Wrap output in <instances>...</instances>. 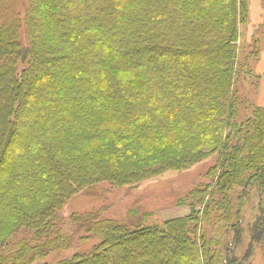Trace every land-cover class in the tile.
I'll list each match as a JSON object with an SVG mask.
<instances>
[{
    "label": "trees",
    "instance_id": "obj_1",
    "mask_svg": "<svg viewBox=\"0 0 264 264\" xmlns=\"http://www.w3.org/2000/svg\"><path fill=\"white\" fill-rule=\"evenodd\" d=\"M4 2L0 264H48L68 249L57 212L77 193L134 187L214 153L209 183L184 200L187 216L144 226L73 214L81 239L97 243L54 264H239L204 224L214 215L220 233L239 236L248 195L264 190V108L239 118L234 92L252 77L239 61L246 0H27L22 20L3 19ZM66 73L77 81L71 89ZM34 103L42 109L32 123ZM21 230L29 236L9 242ZM249 237L264 243L262 214Z\"/></svg>",
    "mask_w": 264,
    "mask_h": 264
},
{
    "label": "rangeland",
    "instance_id": "obj_2",
    "mask_svg": "<svg viewBox=\"0 0 264 264\" xmlns=\"http://www.w3.org/2000/svg\"><path fill=\"white\" fill-rule=\"evenodd\" d=\"M246 4L247 22L239 27V61L247 64L252 77H240L234 85L241 119L252 107L264 108V0H246ZM27 6V0H6L1 8L2 17L3 19L20 17L19 19L22 20ZM24 30L21 26L20 40L25 47L27 38ZM38 30L42 36L46 34L40 26ZM253 50L256 56L248 57ZM62 78V81L67 82L64 87L68 89L77 82L70 73H66ZM46 81L50 79L47 78ZM37 90H34L30 96L33 102ZM78 91L74 90L75 96L80 95ZM41 109L40 104H32L29 122L35 123ZM22 122L25 123L22 126L27 124L25 120ZM217 160L218 155L214 153L182 171H167L159 176L147 178L134 187L114 188L102 183L77 193L57 212V221L62 231L71 235V246L64 251L48 254L44 262L54 264L69 259L75 254L87 253L97 243L94 239L84 241L81 239L83 233L77 231L70 223L73 214L100 212L103 217L120 223H138L144 226L187 216L190 212L187 204H184L187 194L192 189L209 183L210 178L207 177V173ZM240 212L239 220L242 228L239 236L233 232L220 233L218 230L222 224H211L214 215L208 225L204 224V231L208 237L221 238L224 245L231 249L230 256L236 258L239 264H264V243L250 245L249 237V226L255 216L262 214L264 217V190L262 192L253 190ZM28 236L29 232L21 230L13 235L9 242L15 244ZM6 252L7 248L0 249V255Z\"/></svg>",
    "mask_w": 264,
    "mask_h": 264
}]
</instances>
